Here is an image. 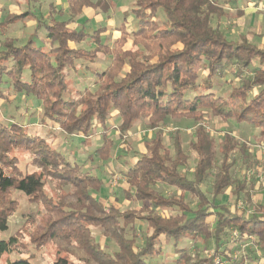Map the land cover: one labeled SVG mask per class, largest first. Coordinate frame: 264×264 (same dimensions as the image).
<instances>
[{"label": "trees", "instance_id": "obj_1", "mask_svg": "<svg viewBox=\"0 0 264 264\" xmlns=\"http://www.w3.org/2000/svg\"><path fill=\"white\" fill-rule=\"evenodd\" d=\"M238 1L136 0L129 11L134 26L126 31L123 24V35L110 45L103 30L71 25L84 9L104 14L112 2L66 0V20L37 21L24 45L0 43L1 97L11 91L40 101V124L59 128L65 141L100 138L79 165L25 127L0 121V233L18 209L13 192L38 207L20 229L0 240V260L6 256L7 264H33L31 250L54 248L62 255L53 264H153L170 248L173 264H264V205L254 201V179L246 182L232 174L238 163L246 171L252 168L250 149L229 133L216 143L203 125L205 111L244 123L259 129L258 144L264 147V46L243 36L228 41L212 24L223 7L233 8ZM16 3L26 10L8 14L2 25L34 18L31 8L38 0ZM41 29L48 46L33 43ZM127 39L132 48L122 49ZM99 56L110 63L93 73L92 86H70L69 71L79 63L94 64ZM227 74L230 91L217 96L213 81ZM167 118L194 120L187 147L176 131L166 148L160 127ZM140 120L155 131L141 153L125 142ZM116 139L125 153L114 158L125 167L119 168L126 183L123 198L137 204L123 211L93 195L106 183L83 170L87 163L99 169L109 162ZM20 152L27 155L24 170L15 156ZM160 186L175 191L163 194ZM226 196L232 205L222 201ZM183 243H201L205 251Z\"/></svg>", "mask_w": 264, "mask_h": 264}, {"label": "rangeland", "instance_id": "obj_2", "mask_svg": "<svg viewBox=\"0 0 264 264\" xmlns=\"http://www.w3.org/2000/svg\"><path fill=\"white\" fill-rule=\"evenodd\" d=\"M95 1V0H92ZM112 2V7L106 13H98L93 9H84L82 13L77 17L74 24L71 25L72 28L78 30L82 26L88 30H103V35L114 34L122 36V25L126 24L124 27L126 31H131L132 26H134L136 20H133L130 14L136 0H110ZM246 1H241L243 4ZM249 3V2H248ZM0 20L3 19L8 14H17L26 10V5L22 3L19 7L13 4V0H0ZM10 6V7H9ZM32 13L34 18H31L32 25H27V22H19L17 26L22 27V29L13 28L6 35H0V38H7V41L13 42L16 46H21L26 42V38L31 34L37 21H50V20H66L68 18L67 4L66 0H38V3L32 5ZM222 16L220 18L213 17L212 24L217 25L222 29L225 37L228 41H237L241 36L247 38L252 44L259 48L264 46V7L261 4H249L243 12L235 10L231 7L222 8ZM110 32V33H109ZM45 35V30L41 29L37 32V37ZM117 36V37H119ZM37 37L33 39L34 45L38 46L41 43H35ZM114 39V38H113ZM114 41V40H112ZM79 49H90L92 45L89 44H75L73 45ZM122 49L132 48L131 40L122 43ZM148 49L151 47H147ZM88 65L87 71L101 72L103 69L108 67V59L99 56L98 60L94 61V64L89 63H79L76 64L78 72L81 74L82 67ZM126 70V69H125ZM248 75V72H246ZM72 77V76H71ZM87 78L91 77V73H87ZM81 85V80H79ZM70 86H74L71 81H69ZM229 84V74L224 79L216 78L213 81V91L217 96H226L230 91ZM206 91V90H205ZM204 91V92H205ZM196 91L195 93H199ZM6 97L0 96V121L3 123L13 122L21 125L27 129V133L32 135H37L40 138L46 140L53 148H55L59 153L66 154V157L70 160H74L79 165L84 163L88 154L97 147L100 138L98 135L88 138L84 144L79 142L83 140L81 137H71L70 140L65 141L62 132L57 127H48L41 125L40 121L42 119V107L41 102L36 100L34 97L25 95H16L13 92H7ZM205 121L203 122L204 127L209 131L215 142L218 143L222 138L224 133H229L232 136L245 142L251 152V165L252 168L249 170H244L241 164L237 165L232 171V174L241 178L244 177L245 181H251L254 179V201L260 202L264 205V147L258 144V132L259 129L246 125L244 123L237 124L232 120L223 121L218 118L211 117L208 111H205ZM117 120H111V124H115ZM196 123L194 120L189 118L173 119L167 118L165 122L161 125V130L164 136V143L166 148L169 147V143L176 131L182 134V144L183 147L193 141V133L195 131ZM155 131L149 129L144 120L138 121L133 129L128 134L125 139L126 144L130 147L132 152H143L144 142L150 141L154 137ZM116 135V133H113ZM257 137V138H256ZM84 141V140H83ZM114 148L112 151V158L109 162L101 164L100 168H96V165H87L84 167V171L102 178L106 183L103 190L99 193H93L96 195L97 199H100L104 205H112L118 210H126L136 207L137 204L130 203L123 198L122 190L126 188V183L123 179L122 174L119 171L120 166L115 164L114 158L118 155L124 156L125 153L122 152L121 148L118 146L117 139L114 141ZM132 154V153H131ZM189 167L187 171L192 172V160L193 155L189 152ZM15 156L19 160V167L24 170L27 164V155L23 152L16 153ZM128 156V155H127ZM114 162V167L112 166ZM92 166V167H91ZM244 174V175H243ZM243 175V176H242ZM163 194L174 193V188H169L166 186H160L159 189ZM12 198L17 200L18 209L9 218L7 224V230L0 233V240H6L14 232L20 229L29 214L37 211L38 207L36 204L29 203L23 194L18 192L12 193ZM223 202L232 205V200L229 196L222 198ZM244 204L242 202L238 203L239 210L243 209ZM251 207L249 206V209ZM103 242L101 238L100 243ZM103 244V243H102ZM182 247L191 248L192 251L204 252L203 244L197 243L194 245L183 243ZM230 247H233L231 244ZM56 249H47V251L34 252L31 250L29 253L33 256V264H53V261L62 255V252L56 253ZM210 252V251H209ZM54 253H56L54 257ZM237 251L234 253L236 255ZM77 256V255H76ZM75 256V257H76ZM209 254H207V257ZM11 256L10 258H14ZM26 257V256H22ZM7 257L4 256L0 260V264H7ZM173 255L170 248L166 252L155 260L153 264H173ZM231 262V261H230ZM229 263V262H228Z\"/></svg>", "mask_w": 264, "mask_h": 264}, {"label": "crops", "instance_id": "obj_3", "mask_svg": "<svg viewBox=\"0 0 264 264\" xmlns=\"http://www.w3.org/2000/svg\"><path fill=\"white\" fill-rule=\"evenodd\" d=\"M2 1V0H1ZM96 1V0H95ZM95 1H92V2H95ZM241 1H246L244 4H243V6H241V4H240V2ZM249 2V3H248ZM251 3H253V4H258L259 6L262 4L263 5V7H264V0H239L237 3H236V5H235V7H233L235 10H239L240 12H243L244 10H245V8H247L248 7V5L249 4H251ZM13 4H16L18 7H19V5L16 3V0H13ZM0 7H1V4H0ZM10 7V6H9ZM1 9V8H0ZM21 12H19V13H15V15H18V14H20ZM7 16V15H6ZM5 16V17H6ZM4 17V18H5ZM4 18L3 19H1L0 20V35H6V33L7 32H9V30L11 29V26H13V28H16V29H18V28H20V29H22V27H19V26H17V23L16 24H13V25H2L3 24V20H4ZM23 22H27V25H32V21H31V19H27V20H25V21H23ZM19 23V22H18ZM35 28V27H34ZM40 31V30H39ZM34 32V29H33V31L31 32V34H29V36L26 38V42L28 41V39H29V37L32 35V33ZM110 33V32H109ZM37 34V33H36ZM111 34V33H110ZM103 35V38H107V43L108 44H112V42H114V41H112V40H116L118 37L117 36H119V35H116L115 37H113L112 38V36H114V34H112V36L111 35ZM36 37H37V35H36ZM4 41H7V38H0V43H2V42H4ZM25 42V43H26ZM35 43H41V45H38V46H48V41L45 39V35H41L40 37H37V40H35L34 41ZM24 43V44H25ZM23 44V45H24ZM92 48V47H91ZM101 57H103V56H101ZM99 58V57H98ZM104 58H106V59H108V65H109V63H110V59L109 58H107V57H104ZM98 60V59H97ZM104 70V69H103ZM91 73V77L90 78H87L86 76H87V73ZM93 73L94 72H92V71H87V70H85V68L84 67H82V71H81V74L78 72V70H77V67H76V70H70L69 71V73H68V80L69 81H71L72 83H73V87L75 88V89H82V88H84V87H86V86H92V84H93V81H94V76H93ZM72 76V77H71ZM79 80H81V85L79 86V84H80V82H79ZM8 94V93H7ZM4 97H6V96H4ZM124 160V159H123ZM116 164V163H115ZM128 165V164H127ZM112 166L114 167V162H113V164H112ZM120 167H122L121 169L122 170H125V167L124 166H120Z\"/></svg>", "mask_w": 264, "mask_h": 264}]
</instances>
